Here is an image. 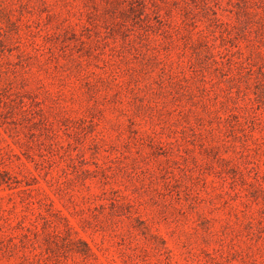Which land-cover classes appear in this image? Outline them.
Returning a JSON list of instances; mask_svg holds the SVG:
<instances>
[{"label": "rangeland", "instance_id": "1", "mask_svg": "<svg viewBox=\"0 0 264 264\" xmlns=\"http://www.w3.org/2000/svg\"><path fill=\"white\" fill-rule=\"evenodd\" d=\"M0 264H264V0H0Z\"/></svg>", "mask_w": 264, "mask_h": 264}, {"label": "trees", "instance_id": "2", "mask_svg": "<svg viewBox=\"0 0 264 264\" xmlns=\"http://www.w3.org/2000/svg\"><path fill=\"white\" fill-rule=\"evenodd\" d=\"M136 2H137V0H136ZM139 4H140V6L137 7ZM144 4L145 3H143V2L137 3L136 4V9H141V7H143ZM133 8H135L134 5H130L129 9H133ZM28 184L29 183H25V186H27V187H23V188L19 189L20 192H23L26 195H28V198H27V201H26L27 205H32L35 202H38L40 204V200L39 199H33L32 195H31V191H32L33 188L28 187ZM38 213L40 214L41 211H39ZM86 249L89 251V247H87ZM27 261L29 263H34L35 261H37V258H32V260H27Z\"/></svg>", "mask_w": 264, "mask_h": 264}]
</instances>
